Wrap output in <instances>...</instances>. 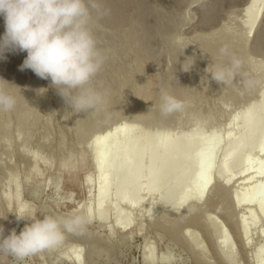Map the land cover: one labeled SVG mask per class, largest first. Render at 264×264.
Here are the masks:
<instances>
[{
	"label": "rangeland",
	"instance_id": "1",
	"mask_svg": "<svg viewBox=\"0 0 264 264\" xmlns=\"http://www.w3.org/2000/svg\"><path fill=\"white\" fill-rule=\"evenodd\" d=\"M146 1L159 13L158 18L156 17L159 20L157 28L159 45L155 46V52L146 50L147 48L140 42L139 36L143 26L140 4L139 7L135 5L131 7L135 10H127L126 13H129L126 15L131 18L121 24L122 26L109 25L103 17H97L92 24L99 46L107 56L106 63L95 81L98 90L106 93L107 101L96 111L97 114L102 117L103 111H109L108 107L118 108L117 115L111 113L115 117L111 116L112 120L107 124L116 125L125 117L123 125L139 124L138 132L135 133H145L148 129L166 132L183 120L188 124L189 130L194 125L197 112L204 116L201 131H206L211 126L212 119L216 118L212 123L215 126L225 119H237L247 115L249 106L258 102L264 91V57L262 51L257 52L253 47L255 37L264 35V17L250 41L246 42L236 37L234 31L235 20L237 17V20L240 19V9L247 0H184L182 4H179L178 0ZM213 15L215 19L210 18ZM2 22L4 23V19L0 16V23ZM223 45H228L230 51L243 60L244 74L250 81V86L241 87L242 78L239 76L234 79V84L228 86L217 84L211 79L208 72L214 70L219 60V49ZM262 47L264 49V44ZM19 56L26 58L27 53L20 52ZM23 73L22 82L16 84L12 80H7L10 83L7 86L8 90L10 92L13 90L11 93L17 98L15 108L9 111L10 115L7 112L8 119H5L6 112H1L3 115L0 113V127L3 128H0V195L2 190L7 191L6 196L0 199V226H3L5 236L12 230L19 234L26 224L31 223L30 220H17V216L42 219L44 214L69 215L76 212L84 214L88 208H95V203L102 199L96 192L97 186L106 171L93 170L91 163L93 152L89 141L98 130L104 131L110 126L104 125L105 121L95 115V111L89 112L90 114L74 112L51 86L50 80L37 77L30 69H25ZM139 89L142 91L139 92ZM162 90L183 101L184 108L168 116L162 115L159 110ZM111 95L112 99L109 98ZM147 98L150 99L148 105ZM116 99L120 100L122 105L117 104ZM109 101L111 102L107 103ZM134 101L135 107L129 109ZM70 110L73 111L74 117L69 113ZM15 111L16 114L19 112L20 116H25L20 117ZM99 111L102 113L99 114ZM4 119L11 121L8 123ZM94 119L99 127L102 125L103 127L96 132H89L87 136L88 133L83 128ZM100 120L103 123H100ZM2 121H5L6 126L11 123L12 129L10 126L4 127L5 123ZM79 129L83 135L79 133ZM220 150L221 155L218 153L214 167H218L222 161V149ZM33 155L34 159L36 156L39 159H35L37 164L32 158ZM49 158L52 160L49 161ZM259 158L260 156L256 154L253 161L256 162ZM72 166H75L74 169ZM13 173L18 179L15 184L19 182L20 190L22 189L20 205L27 208V214L24 215L19 205L9 204L14 196ZM87 174L91 175L89 183L85 182ZM230 174L233 173L225 170L226 176ZM251 174L253 171L235 176L228 186L224 185L225 187L224 179L214 174H211L210 178L208 176L206 196L200 203L195 204L196 211L193 213H187L186 210L194 205L193 199L188 202L185 210L178 214L165 207L156 196L143 195L142 203L134 208L125 203L121 204V208L130 214V219L121 226H116L117 215L113 210L108 214L107 221H100L97 218L89 220L83 234L66 235L63 243L52 250L30 256L24 261L0 255V264H226L221 262L223 256L216 252L220 246H226L236 254V264H258L261 259L259 247L264 241V222L261 213L257 211L256 198L250 197L249 201L235 203L231 197L240 187L248 188L247 185L243 186L246 183L264 182V178L260 176L255 178L256 175ZM117 175L118 172L115 178ZM244 179L246 180L243 181ZM163 186L167 188L166 186H171V182L166 179ZM173 195L174 198H178L182 196V192L176 188ZM115 196L116 187L112 184L108 192V199L112 204ZM206 208L215 218L214 222L210 223L211 227L208 226V222H201L203 221L201 217L199 221L204 224L203 227L191 225L193 219L200 215L203 217ZM250 210L254 211L258 225L248 237H244L240 233L237 220L243 218L244 222H250L247 219ZM195 212L199 215L192 218ZM183 219L189 222H184ZM187 228L192 237L190 234L189 237L186 236L187 232L186 235L183 234ZM214 230L217 233L212 235L211 232ZM191 232L193 234L196 232L199 236L194 234L196 235L194 242L192 238L195 236ZM225 237H228L227 242L224 241ZM191 242L195 245H192L193 250L191 246L189 247ZM150 243L154 247L152 252L155 262H151L149 251L146 250ZM196 246L201 248V251L199 248L195 249ZM65 252L69 253V257H63ZM76 254L80 256L79 262L75 261ZM227 255L230 253L224 256Z\"/></svg>",
	"mask_w": 264,
	"mask_h": 264
},
{
	"label": "bare ground",
	"instance_id": "2",
	"mask_svg": "<svg viewBox=\"0 0 264 264\" xmlns=\"http://www.w3.org/2000/svg\"><path fill=\"white\" fill-rule=\"evenodd\" d=\"M183 1L184 0H178L177 2L179 4H182ZM99 2L102 8L110 10L108 15L103 16V19L109 25L112 24V26L121 25V24L128 22L131 16L129 18L128 17L129 15L128 16L126 15L129 13V12L126 13L127 10L128 9L130 10L131 7L134 5L139 7V4H140L142 7L141 8L142 11L140 13H141L142 25H143L141 28L142 29L141 34L139 36L141 40L140 42L142 43V46L147 48L146 50H149V51L152 50L155 52L154 50L156 49L155 46L158 47L157 45H159L158 44V33H157V28L159 24V20L157 18H158L159 13L155 9H152L151 5L148 4L149 2H147L146 0H99ZM176 8H178L177 5H176ZM240 11H241V13L239 14L241 16V17L239 16L240 21L237 20L238 19L237 17V19L235 20L236 30L234 31V33L236 37H239L241 40L249 42L250 38L252 37V35L255 34L258 26L263 20L264 0H247L246 3L240 9ZM210 18L215 19V16L213 15ZM208 19L209 18H207V21ZM4 31H5V26H4V23L2 22L0 23V36L3 35ZM253 44H254L253 46L254 49H256L257 52L262 51L261 54L264 57V49L262 47V45L264 44V35L261 34L258 37H255ZM149 51L147 52L150 53ZM19 55H20V52L18 53L6 52L5 59H0V77H2V79L4 78L6 81L12 80L16 84L20 81L21 82L23 81L22 79L24 77L22 78V75L24 73L23 71L19 70V66L23 63L25 58H23L22 56L21 58ZM183 70L184 69H182V71ZM108 91H109V88H108ZM141 91L142 90L139 89V92ZM11 92H13V90ZM112 95L109 98L112 99ZM119 101L120 100H118L116 103L120 104ZM146 101H147L146 105H148L150 103V99L147 98ZM110 102L111 101L107 103H110ZM121 102H122V99H121ZM19 103H20V99H19L18 104ZM135 104H136V101L131 103L129 109H133L135 107ZM111 106L112 105L110 104V107ZM147 107L148 106H146V108ZM20 109L22 110L23 108H20ZM104 109H105V106H104ZM108 109L109 111H105V112L103 111L104 114L106 113V115L102 114L105 117H103L102 115H101L102 117H100L96 112L97 110L95 111L96 113L94 112L95 115L97 114L99 118L102 119V121H105L104 125L106 126L108 125L107 123H110L109 121L112 120L111 116L115 117V115H117L118 108L110 109L108 107ZM16 111H15V114H16ZM26 112H21V113L26 114ZM72 112L73 111L70 110L69 113H72ZM98 113L100 114L102 112L99 111ZM111 113H114L115 115H112ZM1 114L3 115V113ZM8 114L6 116L7 118L5 119H8L10 115ZM73 114L74 113H72V116L74 117ZM18 116L20 115L18 114ZM24 116L21 115L20 117H24ZM98 116L96 117L99 120ZM195 116L196 117L194 119V125L191 127V129L189 128V130H187L188 124H186L185 123L186 121L183 120V121L177 122L176 125L174 124L175 126L173 125L174 127L172 129L170 128L171 130H168L166 132L153 131L151 129H148L145 131V133H142V132L135 133V132H138L137 128L139 124L123 125V122L126 119L125 117L121 118L116 123V125L115 124L113 125V123L108 125L110 127L104 131H101L102 129L98 130L100 127H103V125L101 124L102 126L99 127L98 122L95 121V119L93 120L92 123H88V124L86 123L87 125L83 129H85L84 131L88 133L87 136L90 133L96 132L98 130L96 132L97 134L89 141L90 149L93 152V155L91 158V163L94 168L93 170H95L96 172H102L103 169H106V171L102 177L101 182L97 186V190H96V192L99 193L102 199L98 201L97 203H95L94 205L95 208H92V207L88 208L84 212L85 216H87L89 220L93 218H97L100 221H107L108 214H110L111 211L115 210L116 215H117L115 219L116 226H121L125 222L127 223V221L130 219V214L121 208V204L125 203L126 205H129L131 208H134L137 205H140L142 203L143 195L144 196L146 195L156 196L158 199L162 201L165 207L172 209V211H175L178 214L182 213L185 210V207L187 206L188 202L193 199L195 200L194 205H191L192 206V207L190 206L191 208L186 209L188 211L187 213H193L194 211H196L194 207H196V205L200 203L206 196V192L209 186L208 180L211 174L216 175L220 179L221 178L224 179L223 186L224 185L228 186V184L232 181L233 178H235V176L242 175V174L244 175V173L248 171H253V174L251 175L252 176L256 175L254 176L255 178L257 176H258L257 178H260V177L264 178V162H263L264 161V91L259 96L258 102L253 103L249 106V112L247 113V115L240 116L237 119L236 118H230L228 120L225 119L224 122H219L215 125V126L218 125L217 127H219V129L217 127L215 128L214 124H212L216 121V118H215L210 121L211 126L209 125L210 127H208L206 131H201V128L204 125V116L198 112L195 113ZM25 119H28V118H25ZM5 121H2V122L5 123ZM10 121H7V122L9 123ZM102 121L100 120V123H103ZM10 124L8 126H10ZM6 125L7 124L5 123L4 127H8ZM0 128L3 129L2 126ZM10 128L12 129L11 126ZM6 130L7 128H5V131ZM10 131L11 130H9V132ZM79 133L83 135L81 130L79 131ZM5 135L7 134L5 133ZM220 149H222V161L218 165V167H214L213 166L214 161L216 160L218 153L221 151ZM219 154L221 155V153ZM256 154L260 156V158L256 160V162H254L253 157ZM32 158L34 159V155L32 156ZM51 160L52 158L51 159L49 158V161ZM36 164H37V161H36ZM30 165H31V162H30ZM32 165H34V163ZM32 169H35V168H32ZM32 169L30 170L32 171ZM225 170L226 171L229 170L233 174L226 176ZM116 172H118V175L115 178ZM17 176H18V173H17ZM185 176H187V178ZM225 176L226 178H224ZM12 177L15 179L13 183L14 196L10 199L9 204L19 205V208L21 212L23 213V215L27 214V211H26L27 208H25L26 206L24 207L23 205H20V202H19L20 195H21L20 191L22 189L20 190L21 186H19L18 184L19 182L15 184L16 180H18L15 176V173L12 174ZM244 178H248V177H244ZM166 179H168L171 182V186H166L167 188H164L163 181ZM245 180L246 179H244L243 181ZM90 181H91V175L87 174L85 177V182L89 183ZM112 184L116 187V196L113 199L114 204H112L111 200L108 199V192ZM246 185L248 186V188L240 187L237 191L236 190L234 191V194L231 195L232 201L235 203H240V202L249 201L250 197L256 198V202H255L256 208H257V211L261 213L262 215L261 218H263L262 220L264 222V182L259 183V184H249V183L247 184L246 183L243 186H246ZM176 188H179V190H181L182 192L181 197L174 198L173 192ZM6 192L7 191L2 190L0 199L1 197L4 198L6 196ZM207 209L208 208H206V211L204 210L203 217L204 216L205 217L203 218L201 215L198 216L197 218L193 219L192 222L190 221L192 223L191 225H194V226L200 225V227L201 226L203 227L204 224H202L201 222H204V221L208 222V226L210 225V223H213L215 218L212 216V214H210L209 212L210 210L207 211ZM192 215H194L192 217L194 218L199 214L195 212ZM30 217H32V215H30ZM200 217L203 219V221L201 222L199 221ZM236 218L238 219V217ZM247 219L250 222L248 223L244 222L243 218H240L237 220V222L240 225L239 227L240 233L244 237H248L251 234L252 230L255 229L256 226L258 225L257 217L254 211L250 210L248 212ZM183 220L184 222L186 221L185 219ZM209 227H211V225ZM186 232L188 235H186ZM188 232H190L189 228L184 229L183 234L189 237L190 233ZM193 232H191L192 235L195 236L194 238H192L193 240L186 236L185 238H187L188 240L190 239L194 242L196 241L195 239L196 235L194 234H197V233L195 232L193 234ZM211 233L212 235H215L217 232L214 230ZM190 237H192L191 234H190ZM197 237H199L198 234H197ZM183 240L185 239L183 238ZM224 241L227 242L228 237H225ZM193 242H191L192 244L189 245V247L191 246L192 248L193 246H195ZM195 244L197 243L195 242ZM151 245L152 243L148 244L146 246V250L149 251L151 262H155L156 259L153 257V252H152L154 247ZM199 247H202V246L199 245ZM199 247L196 246V248L195 247L194 248L197 249ZM78 248L79 247H77V249ZM77 249H76V252H77ZM199 249L201 251V248ZM71 250L73 253L74 248L72 247ZM191 250H193V248ZM259 250L261 251V259L258 261V264H264V241L259 247ZM216 252L221 257L223 256L222 257L223 260L221 259L222 260L221 262H224L226 264H236V254L232 252V250H230L226 246L217 247ZM226 253L227 254L230 253V255L224 256L226 255ZM63 257L64 258L69 257V253L65 252ZM163 258L165 259V256ZM75 261L76 262L80 261V256L78 254H76Z\"/></svg>",
	"mask_w": 264,
	"mask_h": 264
},
{
	"label": "clouds",
	"instance_id": "3",
	"mask_svg": "<svg viewBox=\"0 0 264 264\" xmlns=\"http://www.w3.org/2000/svg\"><path fill=\"white\" fill-rule=\"evenodd\" d=\"M99 0H0V16L5 31L0 36V59L6 52H26L20 71L32 70L37 77L50 80L58 94L74 112H94L106 102V93L95 81L107 56L99 46L92 24L109 14ZM214 70L206 72L217 84H234L241 77V87L250 86L244 74L243 60L228 45L219 49ZM187 71L188 69H184ZM0 78V112H9L17 104L16 96ZM184 102L162 90L159 110L168 116L184 108ZM31 223L17 234L5 236L0 226V255L24 261L63 243L66 235H81L89 219L79 212L69 215L44 214L43 218H25Z\"/></svg>",
	"mask_w": 264,
	"mask_h": 264
}]
</instances>
